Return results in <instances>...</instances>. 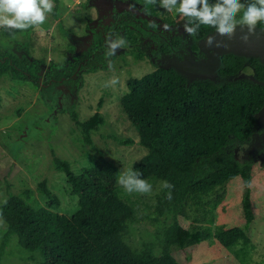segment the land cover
<instances>
[{
  "label": "trees",
  "instance_id": "trees-1",
  "mask_svg": "<svg viewBox=\"0 0 264 264\" xmlns=\"http://www.w3.org/2000/svg\"><path fill=\"white\" fill-rule=\"evenodd\" d=\"M215 2L209 0V3ZM241 2L247 3V0ZM152 5L151 12L162 17L155 12L156 3ZM51 13L62 27L57 10L53 8ZM139 18L137 22L127 16L114 28L121 30L128 40L139 35L141 41H165L167 28L160 27L156 21ZM162 19L171 23L168 18ZM257 25L264 26V21ZM133 26L139 33L136 36L131 29ZM213 30L202 25L196 36L202 38ZM0 31L10 39L22 30L1 27ZM110 36L109 33L104 38L100 30H93L90 46L79 56L80 60H85L83 67L106 68L105 40ZM178 42V38L172 39L173 46ZM40 68L41 63L36 59L28 60L0 48V74L9 73L14 79L40 88ZM246 69L252 76L238 77ZM73 71L75 66L53 64L47 69L43 82L58 83L61 77H68ZM232 76L236 77L229 78ZM216 78L189 81L174 67L157 65L141 77L128 78L127 91L121 96L120 104L137 132L139 143L147 149L146 155L132 167L142 173V178L151 176L174 185L171 199L167 198L168 190L163 189L164 203L181 210L186 202L208 196L216 187L239 176L243 182V226L214 233L211 224L185 228L174 220L173 231L159 255L151 249L134 251L122 238L134 211L118 195L117 166L100 154L90 166L74 172L67 160L54 155V168L65 174L71 192L78 197V208L70 214L53 209L59 200L42 180L37 188L48 198V206L33 208L14 193L7 195V203L4 200L0 204V215L8 233L16 235L26 250L39 252V264H180L168 246L182 249L213 240L219 241L241 264H250L254 246L247 227L254 219L253 165L237 161L231 150L239 143H248L255 132L261 131L257 128L255 114L264 103V65L256 57L225 53ZM72 119L86 139L104 121L97 111L84 121L79 120L76 113L72 114ZM24 193L29 197L31 190L25 189ZM212 222L210 216L208 223ZM253 264H264V258L261 263Z\"/></svg>",
  "mask_w": 264,
  "mask_h": 264
},
{
  "label": "rangeland",
  "instance_id": "rangeland-1",
  "mask_svg": "<svg viewBox=\"0 0 264 264\" xmlns=\"http://www.w3.org/2000/svg\"><path fill=\"white\" fill-rule=\"evenodd\" d=\"M127 4L140 10L132 0H53L62 27L50 12L46 13L43 24L23 29L10 39L0 31V48L28 60L36 59L41 63L42 76L39 88L28 81L14 79L9 73L0 74V204L9 193H14L33 208L48 206V198L37 188L38 183L45 180L59 200L57 207H50L70 214L78 208V197L71 192L65 174L54 168V155L67 160L72 170L79 172L101 154L117 166L118 176L146 155L147 149L139 143L137 132L120 104L121 96L127 91L128 78L141 77L156 68L145 51L139 52L138 43L130 45L125 41L124 46L117 48L111 69L75 72L72 79L58 86L43 82L49 66L68 62L72 65L81 49L89 44L91 28L108 23L114 6L123 9L129 7ZM146 4L153 7L148 0ZM155 12L171 20L169 28H175L178 36V33L188 35L192 43L199 46L200 38L185 31V18L181 14L167 11L160 0H156ZM240 15L242 13L237 19ZM118 38L122 36L116 34L112 39ZM185 60L187 58L182 61ZM249 73V69L241 72L243 76ZM113 78L118 83L106 86ZM96 111L104 121L90 133L88 140L72 114L76 113L77 118L84 121ZM231 152L240 163L253 165L254 219L247 232L254 246L250 264L261 263L264 258V130L257 132L248 143L237 144ZM143 179L152 184V193H127L117 183L119 197L134 211L122 235L134 251L151 249L159 255L173 231L174 220L185 228L211 224L214 233L244 224L243 182L239 176L216 187L208 196L186 202L181 210L163 202L162 180L151 176ZM25 189L31 190L29 197ZM210 216L212 223H208ZM168 249L180 264H241L217 240L182 249L170 245ZM39 261L40 253L23 248L17 236L8 233L4 222L0 226V264H39Z\"/></svg>",
  "mask_w": 264,
  "mask_h": 264
},
{
  "label": "clouds",
  "instance_id": "clouds-1",
  "mask_svg": "<svg viewBox=\"0 0 264 264\" xmlns=\"http://www.w3.org/2000/svg\"><path fill=\"white\" fill-rule=\"evenodd\" d=\"M148 2L155 4L156 0ZM160 4L167 11H176L185 18L184 28L191 36H195L202 25L214 28L216 35L209 36L205 41L209 47L223 46L222 41L216 40V36L231 40L236 36L237 28L243 33L240 39L247 43L249 36L255 34L257 24L264 21V0H247V3H242L241 0H216L215 3H209V0H160ZM52 9L53 0H0V27L23 30L32 25L43 24L46 13H50ZM124 45L123 38H109L106 56L111 57L117 48ZM112 67L109 61V68ZM117 83L118 80L113 78L110 85L106 86ZM117 183L127 193L150 194L153 191L152 184L143 179L142 173L133 167L121 172ZM173 187L166 180L160 182V188L168 190V199L172 198ZM3 225V217L0 215V226Z\"/></svg>",
  "mask_w": 264,
  "mask_h": 264
},
{
  "label": "flooded vegetation",
  "instance_id": "flooded-vegetation-1",
  "mask_svg": "<svg viewBox=\"0 0 264 264\" xmlns=\"http://www.w3.org/2000/svg\"><path fill=\"white\" fill-rule=\"evenodd\" d=\"M134 3L138 4V8L140 9L139 11L132 8V6L128 5V8H123V9H118L116 6L113 7V14L111 16V19L109 20L108 23L102 24V25H98V26H94L91 28V39H92V33L93 30H100L101 34L103 35V37H107L109 35V33L111 34V36L109 38H113L114 35L119 34L122 36V38L128 42V44L130 45H136V43L139 44V52L145 51L146 55L150 58L151 62L157 66H164L163 64H179L180 61L184 60L185 58H187V60L191 61L192 59L194 60H198V59H202L205 54L199 50V48L197 47V49H194L193 46H195L190 37L188 35L183 36L182 34L178 33L179 36L176 34L175 32V28H169V25L171 23H167L162 19V17H157L154 13L151 12V8L152 6H148L146 4V0H143V2L141 0H132ZM131 15H135V17H131ZM127 16L130 19H133L134 21L139 22L141 19L139 17H144L146 19L152 20V21H156L157 24L160 27H165L168 30H166V39L165 41H158V42H153V41H145V40H140L139 39V34L138 30L136 29V27H132L131 29L133 30L136 38L132 39V40H128L126 37L123 36V33L121 30H116L114 28V26H117L119 21L123 20V19H127ZM165 22V23H163ZM108 27H112V30H108ZM196 36V35H195ZM198 39L200 38L199 36ZM105 40V46L108 49V40ZM173 38H178L179 42L177 45H172V39ZM91 39L89 44L81 49V51L77 54V57L75 58V62L72 63V65H70V62H68L67 64L64 65H68L69 67H73L75 66V71L72 72V74L68 77L63 76L59 79L58 83H54L57 86L60 85V83L63 82H67L70 79H72V75L75 73H79L80 71L83 70H95V69H109V61H114L113 60V55L111 57H107L104 56V58L107 60V66L106 68H95V69H90V68H86L83 67L85 66V60H80L79 56L80 53L85 50L87 47L90 46L91 43ZM42 77V76H41ZM46 85V84H45Z\"/></svg>",
  "mask_w": 264,
  "mask_h": 264
},
{
  "label": "water",
  "instance_id": "water-1",
  "mask_svg": "<svg viewBox=\"0 0 264 264\" xmlns=\"http://www.w3.org/2000/svg\"><path fill=\"white\" fill-rule=\"evenodd\" d=\"M242 34L240 28H237L236 36L231 40L216 36V40L222 41L223 46L209 47L206 45L205 41L209 36L216 35V30L208 32L199 40L198 48L205 54L202 59L180 61V65L173 64L172 67L177 69L189 81H191L194 78L215 80L217 77V71L222 63V55L225 53H232L246 58L256 57L259 58L264 65V26L257 25L255 34L249 36L247 43L240 39ZM242 76L243 74H239V77ZM248 76L251 77L252 75L249 73ZM262 84L264 86V81ZM255 117L257 128L264 130V103L256 112ZM256 133L257 132H255L253 136Z\"/></svg>",
  "mask_w": 264,
  "mask_h": 264
}]
</instances>
